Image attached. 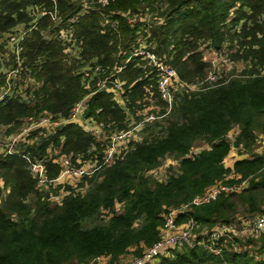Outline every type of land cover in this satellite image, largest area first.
I'll list each match as a JSON object with an SVG mask.
<instances>
[{
    "label": "trees",
    "instance_id": "trees-1",
    "mask_svg": "<svg viewBox=\"0 0 264 264\" xmlns=\"http://www.w3.org/2000/svg\"><path fill=\"white\" fill-rule=\"evenodd\" d=\"M89 1L84 10L81 0H0V67L6 53L13 59L8 65L17 66L16 54L1 40L18 25L32 26L35 15L28 12L29 7L38 12L57 8L63 20L57 26L45 14L21 41L22 80L30 70L38 85L27 89V97L6 96L0 102V134L15 133L27 119L45 114L67 119L88 94L87 117L103 123L107 131L127 130V109L112 92L98 90L97 79L85 78L80 71L101 65L106 71L103 76L109 75L124 64L140 30L148 36L149 48L174 66L184 81L197 82L207 76L210 64L205 48L221 50L228 45L231 59L248 63L250 69L242 73L244 77L219 79L203 91L186 93L167 119L163 134L133 143L113 164H103L100 158L101 166L92 178L83 177L85 193L66 185L69 193L61 203L50 199L52 192L37 187L25 155L44 159L53 146L74 161L101 157L103 148L94 135L68 122L40 136L33 133L34 142L20 152L0 153V264H87L97 256L109 257L106 264H118L131 250L141 255L145 246L160 239L169 208L189 202L231 172L238 177L230 183L247 180V185L240 192L223 193L194 207L191 214L200 229L234 222L239 212L264 213V157L255 153L264 136V0H109L106 5ZM141 10L157 14V21L130 22ZM105 15L110 23L105 24ZM61 27L71 30L79 58L69 57L56 37ZM155 74L142 56H133L120 73L126 106L135 115L150 99L161 98ZM6 77L0 70V89ZM232 130L234 142L229 138ZM199 141L209 148L189 156ZM232 147L252 154L228 167L224 160ZM168 157L182 159L175 173L158 181L150 171ZM46 166L51 179L60 175L61 166L52 159ZM4 190L8 191L5 196ZM184 219L181 215L178 220ZM85 220L87 228L82 226ZM252 242L256 251L264 250V235ZM224 260L255 264L248 252L225 250L222 257L188 246L169 249L158 264H222Z\"/></svg>",
    "mask_w": 264,
    "mask_h": 264
},
{
    "label": "built area",
    "instance_id": "built-area-1",
    "mask_svg": "<svg viewBox=\"0 0 264 264\" xmlns=\"http://www.w3.org/2000/svg\"><path fill=\"white\" fill-rule=\"evenodd\" d=\"M98 2L106 5L109 0H98ZM81 4L84 10L91 5L89 0H81ZM33 10V7L28 8V12L31 14L33 13ZM33 14L35 17L31 22V27L28 29L24 27V29L21 30H14L8 34V43L9 46H13V49L11 50L14 54H16L17 66L10 68L6 73L7 83L4 87H2L4 89L0 94V102L6 96L18 95L27 97V89L30 86L35 87L38 85L36 77L32 75L30 70L25 73L26 78L24 80H22L21 77V74H23V60L20 58V52L22 49L20 43L26 33L34 28L38 20L45 14L51 15L57 26L61 25L63 22V20L59 17V11L57 8H55L52 12L34 11ZM105 17V24L110 23V20L107 18L108 16L105 15ZM138 19L142 21V18L139 17V13H135L131 16L130 22L135 23ZM112 28L116 29V23H112ZM56 37L59 38L65 45L66 52L69 57H80V48L76 45L75 39L72 37L71 30H66L61 27ZM144 37L147 39L148 36L142 35L140 31L137 32L136 44L131 46L133 48L132 52L125 60L124 64L114 68L109 75L103 76L106 71L102 69L101 65H88L80 72L85 73V78L90 77L91 80L97 79L94 86H96L98 90H107L112 92L114 99L121 106L126 108L128 112L129 109L126 106V97L124 95L125 82L120 78V73L124 69V65H126L133 56H142L147 61V65L151 66L153 71L156 73L155 79L157 90L159 96L161 97V101L164 103V108L162 110H160L159 105H153L151 112L140 121H136L133 128L120 131H107L103 123H99L92 117H87L85 115L87 101L91 96V94H88L74 105L71 115L67 119H56L52 115L45 114L39 119H27V124L24 123L25 125H23L22 128L15 133L7 136L0 134V153L20 152L22 151V147L24 145L28 146L34 142L35 139H32L31 137L33 133L37 132V135L40 136L43 135V132L47 127H50L53 130L55 127L68 122H76L80 124L87 132H90L96 137L97 142L100 143L103 151L101 153V157L99 155H94L89 161H84L82 157H78L74 161L71 156L61 153L60 148L53 146L49 148V153L44 159H33L29 155H25L26 159L29 161L28 169L38 180L37 187L40 190L49 191L51 187H60L61 185L62 188L59 191L61 193H51L52 195L50 199L53 202L61 203L63 198L69 193L66 189V185H72L77 188V186L73 185V183L70 184L67 179L76 180L78 178H83L86 175L91 177L101 166L100 158L103 159V164L106 165L113 164L115 160L120 158L122 154L128 150L127 141L129 139H131V142L133 141L132 136L135 134L131 133L132 129L139 128L142 126L143 122H158L168 118L173 114L175 107L179 104V101L186 93L203 91L207 88V86L214 84L221 79L219 72L214 70L211 71L209 75L207 74L208 76H206L203 80L197 82H187L182 80L174 66L167 63L164 57L159 56L156 52L149 48L150 45H147L149 43L146 42ZM72 52L73 54H71ZM207 61L210 64V68L213 69H219L220 65L223 63L232 62L229 56H224L221 53H215L210 60ZM89 87L92 88V85ZM148 90L150 91L151 96H153V91L150 89ZM184 91L186 92L184 93ZM149 103L153 104L154 99H150ZM139 115L142 118V114H140V112ZM47 131L50 130L47 129ZM261 138L258 153L264 157V138L262 140ZM230 140L234 142L235 137L231 136ZM140 141H142V139L139 140V142ZM235 149L239 151L241 148L232 147L230 153L226 157L227 160L233 159V162L235 163V160L241 157L249 156L244 153V155L241 154V156L238 157H235V155L230 156ZM194 150L195 148L192 149L189 156L196 154ZM226 158L224 162H226ZM51 159L58 163L62 169L60 175L55 179H51L47 172L46 162ZM181 159L182 158L168 157L161 165L154 168L150 172L158 181H165L168 177V175L166 176V171L171 167L178 166ZM236 177L238 176H236L234 172H231L222 180L208 186L202 193L193 197L189 202L184 203L179 207L169 208L164 213V224L161 227L160 239L151 246H145L141 255H134L130 259H127L123 264H158L163 253L166 252L168 254L169 249L181 248L184 246L191 248L201 247L215 256L223 257L227 248L226 246L230 240L232 241L231 246H233L234 252H248L253 259L264 262V250L256 251V249H252V243L250 242L252 240L243 245L238 244L235 240V238H248V240H256L264 235V213L240 216L231 223L218 222L211 228L202 230L200 229V225L197 220L191 214L194 207L209 203L217 199L219 195L223 193L240 192L247 185V180H243L239 184H232L229 182L231 179ZM181 215L185 216V219L179 221L178 219ZM199 230H201V232L198 233ZM108 260L109 257L107 256H97L87 264H106ZM222 264L231 263L224 260Z\"/></svg>",
    "mask_w": 264,
    "mask_h": 264
},
{
    "label": "rangeland",
    "instance_id": "rangeland-1",
    "mask_svg": "<svg viewBox=\"0 0 264 264\" xmlns=\"http://www.w3.org/2000/svg\"><path fill=\"white\" fill-rule=\"evenodd\" d=\"M34 11H36V9H34L32 12L34 13ZM32 13V14H33ZM139 13V17L140 18H143V21H145L146 23H151L152 21H157V19H155V17L157 16V14H152V13H149V12H147V13H142V10L141 11H139L138 12ZM34 15V14H33ZM158 18V17H157ZM22 26H24L25 27V25H23L22 24ZM140 32H141V34L142 35H144L145 36V33L144 32H142V30H140ZM4 37H6V43H8V40H9V37H8V35H5ZM143 39V38H142ZM144 39H146L145 37H144ZM1 41H4L5 42V38H3ZM7 45H9V43L7 44ZM147 45H150V44H147ZM7 49H9V51H11V49H13V46H8V48ZM231 49L228 47V45H225L224 47H223V50H217V49H213V48H205V56H206V59L207 60H210V58L215 54V53H221L222 55H224V56H229L230 57V53H231V51H230ZM8 51V52H9ZM71 54H73V52L71 53ZM230 59H231V57H230ZM13 61V59H12V56H9V53H6V56L3 58V60H2V66L0 67V70L3 72V73H7V71H9V69L11 68V66H9L8 65V63H11ZM231 61L232 62H228V63H223V64H221L220 65V67H219V69L218 68H215V69H213V68H209V70H208V75L210 74V72L211 71H214V70H216V71H218L219 72V75L221 76V79H230L231 77H233V76H236V75H239L240 77H244V75L242 74V73H245V71L247 70V69H250V67L248 66V63L246 64V62H243V61H241V60H239V61H235V60H232L231 59ZM261 72L262 73H264V68H262L261 69ZM207 75V76H208ZM2 87H4V86H2ZM1 87V88H2ZM186 91H184V93H185ZM153 105H159L160 106V110H162L163 108H164V103H163V101H161L160 99H154V103L153 104H150V103H148V105L143 109V110H138L137 112V115H135L133 112H131V110L129 111L128 110V116H127V123H126V126H127V130L128 129H131V128H133L134 126H135V123H136V121H140L141 119H143V117H145V116H147L148 115V113H150L151 112V110H152V108H153ZM137 110V109H136ZM139 112H140V114H142V118H141V116L139 115ZM161 113V112H160ZM137 116H140V118H137ZM170 116H172V115H170ZM168 117V118H166V119H163V120H161V121H155V122H151V123H147V122H143L142 123V126H140L139 128H137V129H132V132L131 133H134L135 135L134 136H132V137H136V136H139L140 137V139H138V138H132V139H135V140H133L132 142H131V139L130 140H128L127 141V145H128V147H127V149H130V146L133 144V143H135V142H139V140H141L142 139V141L144 140V139H152V138H155L156 136H158V135H161V134H163L164 133V131H165V128H166V126L168 125V123H167V119H169V118H171V117ZM27 122H28V120H26V122H25V124H27ZM24 124V125H25ZM47 129L48 130H52V128H50V127H47L45 130L47 131ZM235 134H236V132H235V130H232L231 132H230V134H229V138L231 137V136H234L235 137ZM3 136V135H2ZM4 137V136H3ZM260 144H261V142H260V139H259V141L257 142V147H256V150H255V153L257 152L258 153V151H259V146H260ZM195 148V150H194V152L195 153H199L201 150H203V149H205V148H209V144L208 143H206L205 141H199L198 143H197V145L194 147ZM102 151H103V149H102ZM252 154V153H249V152H247L246 150H244V148H241L239 151H237L236 149L234 150V152H233V154L234 155H239V156H241V154L242 155H244V154ZM124 154V153H123ZM122 154V155H123ZM91 159V158H90ZM90 159H86V161H89ZM230 160V159H229ZM226 163H227V161H226ZM177 171V166H174L173 168H169L167 171H166V176L167 175H170V174H172V173H175ZM92 178V177H91ZM87 181L85 180V179H83V178H78V179H76L74 182H73V185H75V186H78L76 189H78L81 193H85V189H86V187H81V184H85V185H87V183H86ZM1 184H2V181H1ZM62 187H61V185H60V187H51V189L49 190V192H52V193H55V194H59V193H61V192H59L60 191V189H61ZM8 191L7 190H4V192H3V196H5L6 195V193H7ZM0 204H1V199H0ZM118 208H120V206L118 205ZM237 218H239L240 216H245L244 215V213L243 212H239V213H237ZM88 221H84L83 222V227L84 228H87V227H89V225H88V223H87ZM95 223H96V221H95ZM202 230V229H201ZM201 230H199L198 231V233L199 232H201ZM250 238H253V237H250ZM235 240L237 241V243L238 244H240V245H243V244H247L250 240H252V239H249L248 240V238L247 239H240V238H235ZM251 243H252V249H256L257 248V246L256 245H253V242L252 241H250ZM232 245V241L230 240L229 242H228V244H227V248H226V250H231V251H233L234 252V250H233V246H231ZM245 249V248H244ZM251 249V250H252ZM259 249V248H258ZM132 251V250H131ZM253 251V250H252ZM258 260H255V264H260V262H257ZM122 262V261H121Z\"/></svg>",
    "mask_w": 264,
    "mask_h": 264
},
{
    "label": "crops",
    "instance_id": "crops-1",
    "mask_svg": "<svg viewBox=\"0 0 264 264\" xmlns=\"http://www.w3.org/2000/svg\"><path fill=\"white\" fill-rule=\"evenodd\" d=\"M21 29H24V26H22V24L21 25H18L16 28H14V30H21ZM13 30V31H14ZM9 33H7L6 35H8ZM5 38V40H6V37H4ZM9 46V45H8ZM12 51V50H11ZM3 89L4 88H1L0 89V94H1V92L3 91ZM133 138H138V139H140V137L139 136H136V137H133ZM264 138V136H262V138H261V140ZM130 140V139H129ZM133 140H135V139H133ZM248 154V153H247ZM234 154L232 153V154H230V156H233ZM248 155H251V154H248ZM239 155H235V157H238ZM226 161H227V163L225 162V164H226V166H228V167H232L233 165H234V162H233V159H231V160H227V158H226ZM236 161V160H235ZM67 181L70 183V184H72L75 180L74 179H67ZM135 254L133 253V250L132 251H130V252H128L127 254H125L123 257H122V259H121V261L118 263V264H123V263H125V261L127 260V259H130L131 257H133Z\"/></svg>",
    "mask_w": 264,
    "mask_h": 264
}]
</instances>
